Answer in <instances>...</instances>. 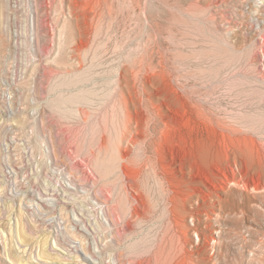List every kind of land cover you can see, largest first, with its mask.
<instances>
[{
	"label": "rangeland",
	"instance_id": "374dc122",
	"mask_svg": "<svg viewBox=\"0 0 264 264\" xmlns=\"http://www.w3.org/2000/svg\"><path fill=\"white\" fill-rule=\"evenodd\" d=\"M0 264H264V0H0Z\"/></svg>",
	"mask_w": 264,
	"mask_h": 264
},
{
	"label": "built area",
	"instance_id": "2783aa9c",
	"mask_svg": "<svg viewBox=\"0 0 264 264\" xmlns=\"http://www.w3.org/2000/svg\"><path fill=\"white\" fill-rule=\"evenodd\" d=\"M8 147H9V145H8V144H5V150L8 151ZM65 184H66L68 187H70V188L73 187V186L71 185V181H70L69 179H66V180H65Z\"/></svg>",
	"mask_w": 264,
	"mask_h": 264
},
{
	"label": "bare ground",
	"instance_id": "6f19581e",
	"mask_svg": "<svg viewBox=\"0 0 264 264\" xmlns=\"http://www.w3.org/2000/svg\"><path fill=\"white\" fill-rule=\"evenodd\" d=\"M135 83V82H134Z\"/></svg>",
	"mask_w": 264,
	"mask_h": 264
}]
</instances>
